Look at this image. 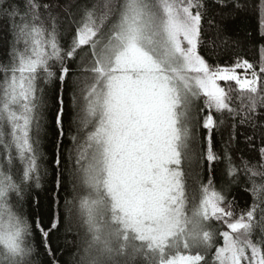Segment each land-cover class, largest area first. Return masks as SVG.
Wrapping results in <instances>:
<instances>
[{"label": "snow or ice", "instance_id": "6c2138e0", "mask_svg": "<svg viewBox=\"0 0 264 264\" xmlns=\"http://www.w3.org/2000/svg\"><path fill=\"white\" fill-rule=\"evenodd\" d=\"M0 264H264V0H0Z\"/></svg>", "mask_w": 264, "mask_h": 264}, {"label": "trees", "instance_id": "16d2710c", "mask_svg": "<svg viewBox=\"0 0 264 264\" xmlns=\"http://www.w3.org/2000/svg\"><path fill=\"white\" fill-rule=\"evenodd\" d=\"M245 24L250 28V30L254 31L257 26V19H256L255 14L250 16L249 19L245 21ZM249 58L256 59V52L255 51L249 52Z\"/></svg>", "mask_w": 264, "mask_h": 264}]
</instances>
